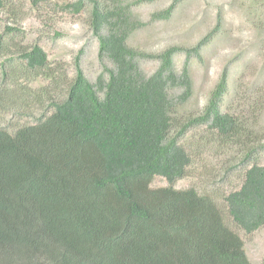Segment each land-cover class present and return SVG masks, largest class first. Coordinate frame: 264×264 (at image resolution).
<instances>
[{"label":"trees","instance_id":"16d2710c","mask_svg":"<svg viewBox=\"0 0 264 264\" xmlns=\"http://www.w3.org/2000/svg\"><path fill=\"white\" fill-rule=\"evenodd\" d=\"M27 1L35 8L48 2ZM86 5L98 57L112 63L94 83L77 60L71 79L65 68L57 73L39 45L22 50L24 70L17 78L5 63L1 67L3 112L19 113V100L28 101L30 95L22 98L10 88L20 77L53 80L51 87L62 91L54 100L51 87L36 89L34 101L45 103L40 118L13 130L0 126V264H252L213 197L173 183L196 157L179 137L206 124L222 142L245 144L242 183L223 197L228 215L247 234L264 225V166L251 159L261 140L255 127L264 90L249 97L245 120L223 112L224 68L202 112L180 122L175 101L192 93L188 61L199 57L198 45L187 50L177 73L173 61L181 47L148 55L128 45L142 25L132 18L131 2L75 0L65 7L78 14ZM247 6L249 13L263 11L264 0ZM7 7L8 0H0V10ZM172 7L152 19H168ZM16 29L0 33V54L13 46ZM146 57L159 60L150 75L139 67ZM17 86L30 92L27 83ZM176 88L181 93L171 95ZM155 176L168 185L151 187Z\"/></svg>","mask_w":264,"mask_h":264},{"label":"rangeland","instance_id":"374dc122","mask_svg":"<svg viewBox=\"0 0 264 264\" xmlns=\"http://www.w3.org/2000/svg\"><path fill=\"white\" fill-rule=\"evenodd\" d=\"M72 1L75 0H48L35 8L27 0H8V7L0 10V33L6 27L17 29L13 46L0 54V81L4 63L7 72L18 77L20 71L24 70L22 50L33 45H39L46 52L51 67H56L57 73L65 68V77L69 79L75 74V60L93 83L104 72V66L112 67L109 59L98 57V41L89 26L88 6L75 14L65 7ZM123 1L132 3V18L142 24L129 36L127 43L130 47L148 55H155L171 46L181 47L173 61L177 73L184 66L187 50L196 45L199 47L200 58L192 54L188 61L192 93L185 101H175L180 122L185 123L202 112L224 68L228 73V88L221 110L242 120H245V114H251L247 108L251 105L249 97L258 98L264 90V26H259L264 25V9L261 11L258 8L249 13L253 8L247 5L252 0ZM169 6H173V9L168 19H152L153 13ZM158 65L159 60L152 57L139 59V67L145 75L153 73ZM25 78H18L19 81L12 83L10 88H17L22 98L30 95L27 103L22 105V100H19L16 106L19 113L0 110V126L8 130H13L17 124L37 121L45 111V103L42 106L34 101L33 91L44 88L46 91L55 84L53 80L43 77L24 81ZM21 81L29 85V93L17 86ZM60 85L63 88V82ZM61 91L51 87L54 100ZM180 93L181 88L171 91V95ZM255 129L261 132V140L256 141L259 146L251 152V159L264 166V109L259 113ZM179 141L196 157L187 175L177 179L173 186L177 189L194 187L199 193L211 195L221 208L226 225L236 230L243 240L250 262L261 264L264 260V225L252 233H245L228 215L223 199L224 195L242 183L245 144L222 142L206 124L190 127L179 137ZM167 185L168 182L161 176H155L151 182L154 188Z\"/></svg>","mask_w":264,"mask_h":264}]
</instances>
